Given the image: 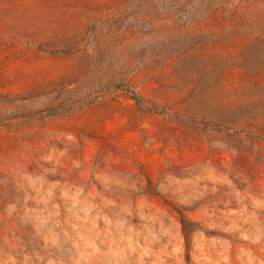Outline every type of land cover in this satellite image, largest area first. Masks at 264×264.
I'll list each match as a JSON object with an SVG mask.
<instances>
[{
	"label": "rangeland",
	"instance_id": "obj_1",
	"mask_svg": "<svg viewBox=\"0 0 264 264\" xmlns=\"http://www.w3.org/2000/svg\"><path fill=\"white\" fill-rule=\"evenodd\" d=\"M0 264H264V0H0Z\"/></svg>",
	"mask_w": 264,
	"mask_h": 264
},
{
	"label": "trees",
	"instance_id": "obj_2",
	"mask_svg": "<svg viewBox=\"0 0 264 264\" xmlns=\"http://www.w3.org/2000/svg\"><path fill=\"white\" fill-rule=\"evenodd\" d=\"M136 97H138V96H136ZM52 111H54V110H51V111H50V110H48V111H46V113H50V112H52Z\"/></svg>",
	"mask_w": 264,
	"mask_h": 264
}]
</instances>
